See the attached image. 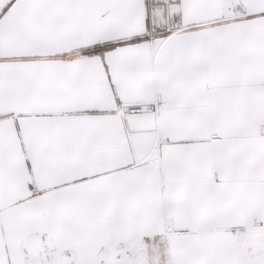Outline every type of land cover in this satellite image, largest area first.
I'll return each mask as SVG.
<instances>
[{"label": "snow or ice", "instance_id": "obj_1", "mask_svg": "<svg viewBox=\"0 0 264 264\" xmlns=\"http://www.w3.org/2000/svg\"><path fill=\"white\" fill-rule=\"evenodd\" d=\"M0 264H264V0H0Z\"/></svg>", "mask_w": 264, "mask_h": 264}]
</instances>
